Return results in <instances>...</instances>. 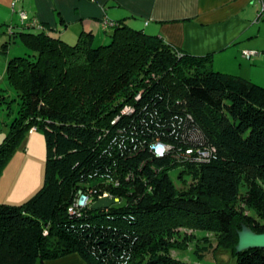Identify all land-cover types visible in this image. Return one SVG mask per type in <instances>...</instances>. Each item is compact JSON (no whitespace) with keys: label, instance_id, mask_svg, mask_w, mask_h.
Returning <instances> with one entry per match:
<instances>
[{"label":"trees","instance_id":"obj_1","mask_svg":"<svg viewBox=\"0 0 264 264\" xmlns=\"http://www.w3.org/2000/svg\"><path fill=\"white\" fill-rule=\"evenodd\" d=\"M30 24L0 30L18 100L0 176L35 128L44 177L23 204H0V264H204L209 236L234 264H264V249L235 251L243 226L264 234V87L123 22L99 46L91 32L68 44ZM16 39L25 53L10 57ZM104 195L120 202L92 209ZM194 242L199 263L172 256Z\"/></svg>","mask_w":264,"mask_h":264},{"label":"crops","instance_id":"obj_2","mask_svg":"<svg viewBox=\"0 0 264 264\" xmlns=\"http://www.w3.org/2000/svg\"><path fill=\"white\" fill-rule=\"evenodd\" d=\"M13 3L0 0V30L20 24L22 11L35 24L31 32L44 30L68 44L83 31L91 32L99 46L113 32L106 23L123 22L178 51L210 56L218 73L264 87V18L257 21L264 0H17L12 8ZM242 51L257 55L245 59ZM37 264L86 263L70 254Z\"/></svg>","mask_w":264,"mask_h":264},{"label":"rangeland","instance_id":"obj_3","mask_svg":"<svg viewBox=\"0 0 264 264\" xmlns=\"http://www.w3.org/2000/svg\"><path fill=\"white\" fill-rule=\"evenodd\" d=\"M4 36V35H3ZM0 36V44L4 42L5 36ZM25 53L20 40L16 39L8 45L7 55ZM4 55L0 54V69L4 68ZM6 72L0 74V144L8 133L9 124L16 117L18 109L17 93L6 81ZM3 82V83H2ZM45 164V143L43 133L36 130L33 134H28L24 143L14 153L11 160L3 169L0 176V204L18 206L29 200L42 186ZM177 171L170 174L174 183L177 182ZM205 233L195 232V238L200 240L205 238ZM214 246L208 253L204 254V264H234V258L230 250L217 247V241L213 236H209ZM201 245L200 247H202ZM196 242L190 243L186 250L172 251V256L183 262L199 263L195 254Z\"/></svg>","mask_w":264,"mask_h":264},{"label":"water","instance_id":"obj_4","mask_svg":"<svg viewBox=\"0 0 264 264\" xmlns=\"http://www.w3.org/2000/svg\"><path fill=\"white\" fill-rule=\"evenodd\" d=\"M119 202L117 198L102 197L92 205V209H106ZM237 237L238 242L235 247L237 253L250 249H264V234H256L250 228L243 226Z\"/></svg>","mask_w":264,"mask_h":264},{"label":"built area","instance_id":"obj_5","mask_svg":"<svg viewBox=\"0 0 264 264\" xmlns=\"http://www.w3.org/2000/svg\"><path fill=\"white\" fill-rule=\"evenodd\" d=\"M15 1L12 5V8L15 6ZM19 18H20V22L24 23L26 22V20H28V16L26 15V13L20 11L19 12ZM264 18V5L261 6L260 12L257 15V21H260ZM33 25V24H30ZM106 25L108 26L109 24L106 23ZM257 53L256 52H252V51H242V57L245 59H250L253 56H256ZM35 131V128H32L29 131V134H32ZM151 150L154 154V156H161L163 154V152L166 150L165 146L159 145V144H154L151 146ZM107 195H104L102 197H106ZM101 197V198H102ZM88 199L85 196H81L78 201L76 202V204L74 205V208H83L87 205ZM74 209L71 208L70 211H73Z\"/></svg>","mask_w":264,"mask_h":264},{"label":"clouds","instance_id":"obj_6","mask_svg":"<svg viewBox=\"0 0 264 264\" xmlns=\"http://www.w3.org/2000/svg\"><path fill=\"white\" fill-rule=\"evenodd\" d=\"M35 131H36V130H35ZM35 131H34V132H35ZM34 132H33V133H34ZM33 133H32V134H33Z\"/></svg>","mask_w":264,"mask_h":264}]
</instances>
